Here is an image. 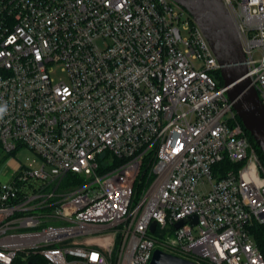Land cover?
I'll list each match as a JSON object with an SVG mask.
<instances>
[{
    "label": "built area",
    "instance_id": "built-area-1",
    "mask_svg": "<svg viewBox=\"0 0 264 264\" xmlns=\"http://www.w3.org/2000/svg\"><path fill=\"white\" fill-rule=\"evenodd\" d=\"M223 1L264 105V0ZM218 72L173 0H0V148L43 160L0 180V264H150L157 247L264 264V165ZM224 160L241 165L217 178Z\"/></svg>",
    "mask_w": 264,
    "mask_h": 264
},
{
    "label": "water",
    "instance_id": "water-1",
    "mask_svg": "<svg viewBox=\"0 0 264 264\" xmlns=\"http://www.w3.org/2000/svg\"><path fill=\"white\" fill-rule=\"evenodd\" d=\"M185 7L207 36L221 64V76L235 110L264 154V105L248 75L245 52L236 24L223 0H173ZM197 224V215L176 222ZM157 222L150 229L155 231ZM29 264H43L29 261ZM150 264H203L157 247Z\"/></svg>",
    "mask_w": 264,
    "mask_h": 264
},
{
    "label": "rangeland",
    "instance_id": "rangeland-1",
    "mask_svg": "<svg viewBox=\"0 0 264 264\" xmlns=\"http://www.w3.org/2000/svg\"><path fill=\"white\" fill-rule=\"evenodd\" d=\"M43 160L31 149L22 147L13 153L5 152L0 148V180H6L10 174L19 168H41ZM152 181V180H150ZM139 200V197L136 201ZM174 228H159L155 235L164 239L168 234H173ZM169 251V250H168Z\"/></svg>",
    "mask_w": 264,
    "mask_h": 264
},
{
    "label": "trees",
    "instance_id": "trees-1",
    "mask_svg": "<svg viewBox=\"0 0 264 264\" xmlns=\"http://www.w3.org/2000/svg\"><path fill=\"white\" fill-rule=\"evenodd\" d=\"M218 79H219V83L221 85H223L224 83H223V79H222L220 72H218ZM248 133H249L251 139L254 141L258 155L260 157V160L264 165V154H263L262 150L260 149L259 145L256 143L253 136L251 135V133L249 132V130H248ZM105 155H109V152H106ZM240 165L241 164H239V163H233L229 160H224L221 163L215 165V167H214V170L216 171L215 176L217 178H219L223 174L228 172L230 169H237ZM150 180H152V177L148 175V170H146L144 172L143 176H141V181L136 183V185H137V187H136V189H137L136 199L139 197L142 189L151 182ZM252 234L256 240L257 245L259 246V248L261 249V251L264 254V223L263 224H255L252 227ZM30 258L33 261L41 262L43 264H48L47 261L44 258H42L41 256L32 255Z\"/></svg>",
    "mask_w": 264,
    "mask_h": 264
},
{
    "label": "clouds",
    "instance_id": "clouds-1",
    "mask_svg": "<svg viewBox=\"0 0 264 264\" xmlns=\"http://www.w3.org/2000/svg\"><path fill=\"white\" fill-rule=\"evenodd\" d=\"M7 108L6 106H0V119L3 118L4 114L6 113Z\"/></svg>",
    "mask_w": 264,
    "mask_h": 264
}]
</instances>
